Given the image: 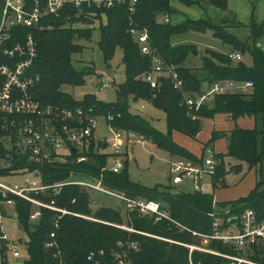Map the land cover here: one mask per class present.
Returning <instances> with one entry per match:
<instances>
[{"label": "trees", "instance_id": "1", "mask_svg": "<svg viewBox=\"0 0 264 264\" xmlns=\"http://www.w3.org/2000/svg\"><path fill=\"white\" fill-rule=\"evenodd\" d=\"M4 1L0 0V20ZM192 4L199 7H216L227 13V0H194ZM135 8L136 11L131 17L127 6H116L97 12L100 31L98 46L104 61L107 63L112 60L116 50L122 53L124 81L116 85V100L111 104L97 101L92 95L85 96L81 102H75L62 91L63 86L79 87L85 83L86 77L96 76L93 67L79 71L73 66L74 55L83 51L77 41L89 40L92 36V26L83 30H71L66 26L68 15L73 17L77 11L70 9L59 17L49 18L44 22V28L20 29L21 38L31 33L37 45V55L30 69L33 76H39L38 84L32 89L33 97L42 105L92 110L93 114L105 119L112 116L113 128L124 134L141 137L170 157L187 159L198 165L203 163L204 155L196 157L177 145L172 139L173 133L195 139L204 120H210L217 114H227L232 121L243 117L253 118L260 121L259 128L246 130L235 127L230 132L211 133L205 147L211 146L221 138L227 140L226 153L214 154L217 164L211 176L212 187L214 190L226 187V177L230 174H241L243 166L248 171L261 169L264 161V51L258 45L264 44V24L251 21L244 25L235 20L234 16L228 15L219 25L186 19L182 24L174 26L158 19L159 14H172L169 10V0H138ZM130 18L135 25L147 28L150 46L166 66L175 69L183 83L181 91L174 89L171 78L166 74L158 79L156 90H152L149 84L143 81L142 75L149 71L151 60L140 53L138 45L128 34ZM233 30H246V38L241 39L232 34ZM208 31L222 44L230 47L232 52L242 56L249 54L252 66L233 62L226 54L206 50L202 68L198 72L184 68L186 57L193 47L173 46L171 38L190 32L204 34ZM222 81H251L254 87L248 94L216 95L196 112L188 111L184 106L185 96L200 95L214 83ZM152 95L155 97L152 98ZM131 102L146 103L162 112L167 127L166 133L157 131L147 119L133 113ZM98 147L97 152H94L95 149L91 146L87 163L70 162L45 168L42 171L43 182L54 184L64 181L69 179L72 173L99 177L101 169L108 164L111 153L101 143ZM127 165L128 162H125L119 173L103 172V185L131 200L159 203L160 211L171 221L166 218L157 220L155 214H141L138 209L127 212L125 221L119 212L108 207L93 211V192L71 185L63 187L58 195L47 192L37 198L42 202L53 199L56 206L97 221L65 215L58 220L56 229L54 219L57 214L42 209L39 219L32 221L30 215L35 208L25 200L8 195L7 199L14 203L13 211L18 227L26 237L28 259L23 264H115V253L125 255V264H226L227 261L218 256L196 251L190 254L184 245H196L200 239L175 224L198 234H211L212 218L208 214L212 212L213 196L197 191L181 194L173 189V185L149 188L132 183L126 171ZM0 174L5 175L6 171L0 170ZM5 200L0 197L2 218L7 217L1 203ZM217 205L219 210L229 209L231 216L237 218L244 210L250 209L259 220H264V176L260 173L254 188L246 198ZM116 226H125L134 232ZM52 233L54 238L50 237ZM131 243L136 244L137 248L132 249ZM47 244L53 245L47 247ZM207 248L221 254H237L232 247L219 241H211ZM9 249L0 224V264H9ZM100 252L103 253L102 257ZM90 256L92 259H89ZM252 258L264 263V245L254 247Z\"/></svg>", "mask_w": 264, "mask_h": 264}, {"label": "built area", "instance_id": "2", "mask_svg": "<svg viewBox=\"0 0 264 264\" xmlns=\"http://www.w3.org/2000/svg\"><path fill=\"white\" fill-rule=\"evenodd\" d=\"M138 0H5L0 20V170L6 171L0 174V197L4 208L13 210L14 203L7 199L13 195L30 203L34 212L30 220L39 219L42 209L49 210L57 217L54 219V227L58 228V220L65 215L82 217L87 220L97 221L90 217L68 211L55 205L53 199L42 202L37 197L51 192L58 195L65 186H79L91 192L101 195L114 196L122 200L127 212L138 209L141 214H155L157 220L166 218L160 211L159 203L144 200H131L122 193L115 192L102 183L103 172L119 173L125 162L130 160L129 150L135 144L145 145L141 137L133 134H124L111 126L112 116L105 121L109 131L113 135L111 142L97 140L94 137L96 121L100 116L93 114L92 110L85 111L82 108L68 109L55 105H42L32 95V89L38 84L39 76H33L30 69L37 55V45L31 33L23 38L20 37V29L27 28L36 30L44 28V22L51 17H59L62 13L73 9L77 11L75 16H69L66 26L71 30L89 29L91 23H98L97 12L109 10L116 6H127L130 17L136 11ZM253 1V0H249ZM163 22H168L170 15L159 14ZM52 25V23H51ZM128 34L138 45L140 53L151 60L149 71L142 75L144 82L148 83L152 90L158 88V79L168 75L174 89L181 91L182 81L173 67L166 66L156 51L149 43L148 30L133 23L130 18ZM233 62H242L240 53L231 52L226 54ZM111 81L101 84V89L110 86ZM254 85L251 81L238 83L222 81L214 83L200 95L185 96L184 106L188 111H198L203 104L216 95L248 94ZM155 95H152L154 98ZM143 108V107H142ZM103 118V117H101ZM195 119V116L192 117ZM122 134L125 138H122ZM125 140V141H122ZM101 143L110 150L108 164L101 169L99 177L72 173L70 178L54 184H45L42 179V171L47 167L63 164H84L89 161L88 153L91 146L96 150ZM103 151V150H101ZM111 160L112 165L109 161ZM217 161L212 150H208V156L203 163L198 165L190 160L171 157L168 159L171 184L177 186L188 179L196 185L197 192H203L201 181L206 176H212ZM72 175L85 177V180H72ZM10 177L25 178L20 184L9 185L6 179ZM74 202V201H73ZM93 205L95 204L92 201ZM6 211V210H5ZM15 217L14 211L11 213ZM212 218V232L202 235L193 232L175 222L183 231L190 232L200 239V245H184L193 251L218 256L225 259L226 264H264L255 261L252 257L254 247L264 245V220H259L254 211L244 210L237 218L231 216L229 209L219 210L217 202H212V212L208 214ZM2 217H0L1 219ZM234 220V223H231ZM171 221V220H170ZM117 228L134 232L125 226ZM149 236L148 234H144ZM54 238V234L50 235ZM5 239V238H4ZM160 239V238H158ZM174 243L171 240L161 239ZM211 241H219L232 247L237 254H221L210 250L207 245ZM203 242V244H201ZM53 244H47L51 247ZM130 247L137 246L131 243ZM12 256L19 257L16 247H12ZM100 257L103 253H99ZM92 259V256L89 257ZM125 255L113 254L115 264H125ZM190 264H192L190 262ZM200 264V263H199Z\"/></svg>", "mask_w": 264, "mask_h": 264}, {"label": "rangeland", "instance_id": "3", "mask_svg": "<svg viewBox=\"0 0 264 264\" xmlns=\"http://www.w3.org/2000/svg\"><path fill=\"white\" fill-rule=\"evenodd\" d=\"M188 2L190 5L185 4ZM194 0H169V10L172 11L168 22L171 25L178 26L186 19L192 21H205L210 24L219 25L223 18L228 15H235L237 20L242 23L249 24L251 21L256 23L264 22V0H227V13H224L212 6H202L192 4ZM258 9V10H257ZM159 21H164L162 17H158ZM236 20V19H235ZM232 34H236L241 39L247 36L246 30H233ZM100 39L99 24L92 26V36L89 40L80 39L77 43L83 47L81 54L74 55L73 66L76 70H82L86 67H93L96 76L86 77L85 83L79 87L63 86L62 91L69 95L75 102H81L87 95H92L97 101L104 104L114 103L116 100L115 88L116 85L124 81V68L121 64L122 53L116 50L114 58L109 62H105L103 55L99 49L98 42ZM173 46H190L193 47L191 52L187 55L183 64L184 68L199 71L203 65V57L206 50H211L219 53H229L230 47L222 44L217 38L213 37L211 32L204 34L190 32L186 34L177 35L171 38ZM264 46V44H263ZM242 64L247 67L252 66V58L249 54L243 55ZM202 74H199L201 76ZM111 81V84L106 89H101V84ZM143 107V108H142ZM131 109L133 113L141 115L147 119L151 126L157 131L166 133L167 127L165 117L162 112L153 109L151 106L142 102H131ZM241 124V126H240ZM239 127H247L251 130L260 127V121L253 118H246L243 122L238 124ZM210 122H205L199 134V141H208L211 131ZM94 137L97 140H107L111 142L113 139L112 133L109 131L107 122L104 118H98L94 130ZM122 138L125 135L122 134ZM125 141V140H122ZM145 145L135 144L129 150V158L127 165L128 178L132 183L142 185L144 187L153 188L157 185L169 186L171 178L169 174L168 159L169 155L155 148L149 142ZM195 144V143H194ZM192 143H190V147ZM196 146V144H195ZM210 146L204 147L202 154L204 157L208 156ZM217 149H223L222 145H216L214 153ZM109 150V148H107ZM110 151V150H109ZM223 152L222 150H220ZM112 165L111 160L109 161ZM260 173L264 176V161L262 162L261 169L248 171L243 166V172L239 175L230 174L226 177V187L213 189L211 177L206 176L201 181L203 193L213 196L215 202L219 204L231 203L240 199L246 198L250 191L254 188L255 182ZM25 178L30 177H10L6 179L9 185L20 184ZM72 180H85V177L72 175ZM196 185L185 179L177 186L173 185V189L181 194H191L196 191ZM94 200L93 211L100 207H108L119 212L123 221L126 220L127 209L125 203L114 196L101 195L97 192L92 193ZM6 216L0 219L1 231L4 238L9 243V252L7 253V261L9 264H23L27 259L25 241L26 237L19 229L16 218L11 215L13 212L10 208H5ZM203 244V242L201 243ZM196 245H200V242ZM15 246L19 253L18 258L12 256V247Z\"/></svg>", "mask_w": 264, "mask_h": 264}, {"label": "crops", "instance_id": "4", "mask_svg": "<svg viewBox=\"0 0 264 264\" xmlns=\"http://www.w3.org/2000/svg\"><path fill=\"white\" fill-rule=\"evenodd\" d=\"M249 2H252V1H249ZM260 5H264V4L261 3ZM232 16H234L235 19L237 20L235 15L232 14ZM238 22H240V21H238ZM240 23H242V22H240ZM242 24L247 25V23H242ZM258 24H264V22H261V23L258 22ZM231 52L232 51H230L229 53H231ZM224 54H228V53H224ZM246 118H248V117H243V118L237 119L236 121H232V120H230V118H229V116L227 114H217V115L214 116V118H212L210 120H204L203 125H204L205 122H210V126L212 127L211 131H210V136H209L208 141L210 140L211 133L213 131L230 132L235 127H239L238 124L241 121L243 122ZM240 126H241V124H240ZM202 128H203V126H202ZM239 128H241V129H249L246 126L245 127L242 126V127H239ZM199 134H198V136L195 139H189V138H187V137H185V136H183V135H181L179 133H173L172 134V139L177 145H179L180 147L184 148L185 150L190 152L192 155H194L196 157H200L201 154H202V150L204 149V147L208 143V141L207 142H205L206 140L199 141L198 140V138H200ZM190 143H192L191 147H190ZM194 143L196 144V146H195ZM216 145H218V146L222 145L223 149H217L216 153H214ZM209 149H211L214 154H225L226 151H227V140L225 138L218 139L217 141H215L209 147ZM220 150H222L223 152H221Z\"/></svg>", "mask_w": 264, "mask_h": 264}, {"label": "water", "instance_id": "5", "mask_svg": "<svg viewBox=\"0 0 264 264\" xmlns=\"http://www.w3.org/2000/svg\"><path fill=\"white\" fill-rule=\"evenodd\" d=\"M258 47L264 51V46L263 45H258ZM231 223H234V220H231Z\"/></svg>", "mask_w": 264, "mask_h": 264}]
</instances>
